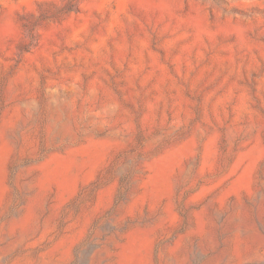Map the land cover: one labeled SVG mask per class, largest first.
<instances>
[{
    "label": "rangeland",
    "instance_id": "1",
    "mask_svg": "<svg viewBox=\"0 0 264 264\" xmlns=\"http://www.w3.org/2000/svg\"><path fill=\"white\" fill-rule=\"evenodd\" d=\"M0 264H264V0H0Z\"/></svg>",
    "mask_w": 264,
    "mask_h": 264
},
{
    "label": "trees",
    "instance_id": "2",
    "mask_svg": "<svg viewBox=\"0 0 264 264\" xmlns=\"http://www.w3.org/2000/svg\"><path fill=\"white\" fill-rule=\"evenodd\" d=\"M121 186H122V183H121ZM120 198L123 199L122 193H121V195H120V197H119V200H120Z\"/></svg>",
    "mask_w": 264,
    "mask_h": 264
}]
</instances>
